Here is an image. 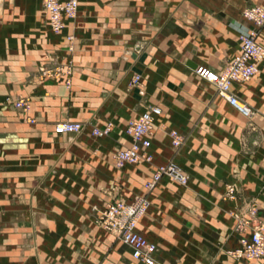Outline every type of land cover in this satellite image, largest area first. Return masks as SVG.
Listing matches in <instances>:
<instances>
[{"label":"crops","instance_id":"obj_1","mask_svg":"<svg viewBox=\"0 0 264 264\" xmlns=\"http://www.w3.org/2000/svg\"><path fill=\"white\" fill-rule=\"evenodd\" d=\"M76 1L75 16L52 33L41 0H0V264H145L94 222L107 202L137 194L149 205L136 230L155 245V264H264L227 254L237 246L230 212L243 201L264 224V60L230 84L252 112L250 126L193 72L233 59L238 35L253 28L241 10L263 0ZM256 41L264 47V26ZM65 61L68 87L36 76ZM17 97L28 99L26 111L12 105ZM150 105L160 110L150 161L113 166L112 153L130 143L127 121ZM60 121L82 128L54 133ZM107 123L108 134H91ZM172 130L183 139L177 149ZM168 162L186 183L161 177L145 192ZM225 184L233 199L222 198Z\"/></svg>","mask_w":264,"mask_h":264},{"label":"built area","instance_id":"obj_2","mask_svg":"<svg viewBox=\"0 0 264 264\" xmlns=\"http://www.w3.org/2000/svg\"><path fill=\"white\" fill-rule=\"evenodd\" d=\"M41 7L46 13L47 24L52 33H58L63 27L62 19L72 18L76 14V0H41ZM241 16L250 21L253 28L238 35L239 52L233 59L220 70H211L204 66H196L193 72L214 86L215 94L224 99L231 107L247 118V123L252 112L248 106L240 102L231 92L232 82L247 81L257 70V63L264 60V47L256 41L257 31L264 26V0L257 5L244 7ZM68 42L72 36H66ZM67 51L71 50L70 43ZM72 73V65L69 61L49 63L36 69V76L43 78H64L66 87L69 85V76ZM131 83H137L138 75L131 77ZM15 108L26 111L29 101L24 97L12 100ZM157 106H147L134 119L127 121L124 128L125 134L130 138L128 146L115 150L112 155V164L121 167L125 163H135L139 160L149 162L151 157L146 152L149 147V134L154 116L159 114ZM28 121H32L28 119ZM79 122L60 121L52 126L54 133H77L81 130ZM110 131V124L102 128H92L94 136H104ZM172 148L177 149L182 143V137L176 131L168 133ZM161 177H166L179 184H185L186 175L172 162L158 165L154 168L142 187L145 192L151 191ZM236 191L231 184H225L222 194L223 199H233ZM149 205L145 194L134 195L130 200L116 199L107 202L94 218L95 224L113 233L122 243L130 249L132 259L145 264H155L153 252L155 245L146 240L136 230L139 219L144 215ZM234 220L233 232L237 235V246L227 250V254L235 259L256 260L264 259V224L259 218L255 203L251 200L243 201L241 206L230 212ZM84 264V263H82Z\"/></svg>","mask_w":264,"mask_h":264},{"label":"rangeland","instance_id":"obj_3","mask_svg":"<svg viewBox=\"0 0 264 264\" xmlns=\"http://www.w3.org/2000/svg\"><path fill=\"white\" fill-rule=\"evenodd\" d=\"M108 133H109V132H108ZM108 133H107V134H108Z\"/></svg>","mask_w":264,"mask_h":264}]
</instances>
